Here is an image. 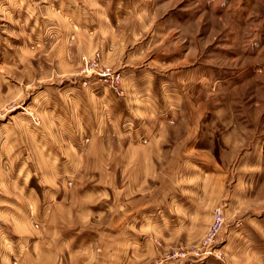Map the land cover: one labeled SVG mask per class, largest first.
Returning a JSON list of instances; mask_svg holds the SVG:
<instances>
[{
    "label": "crops",
    "instance_id": "1",
    "mask_svg": "<svg viewBox=\"0 0 264 264\" xmlns=\"http://www.w3.org/2000/svg\"><path fill=\"white\" fill-rule=\"evenodd\" d=\"M0 8L2 27L15 19L37 24L40 17L37 26L46 30L41 39L29 37V41L42 45L53 64L46 78L36 77L38 83L11 78L0 86L1 93L7 90V95L19 99V105L32 104L41 118L36 124L29 115L17 113L0 122V264H68L62 253L69 241L62 236L67 233L62 227L63 214H69L67 203L90 204L76 209L75 220L84 222L98 199L69 194L67 183L72 181L77 189L84 171L114 170L115 154L123 156L124 165L140 154L136 168L154 173V192L139 201L136 214L130 208L121 211L122 224L107 227L110 237L101 249L76 240L73 264H143L154 258L158 264H182L173 256L164 258L155 239L164 233L203 235L216 207L226 215L237 207V194L227 188L220 145L200 146L204 115H190L184 140L178 138L183 101L178 87L188 86L200 75L205 79V68L177 71L176 76L163 74L156 67L160 56L148 64L146 51L135 44L146 20L109 17L100 0H0ZM131 24L134 31L127 36L120 27ZM96 47L102 50L104 62L123 73L125 96L102 89L99 83L86 86L78 81V52L93 53ZM5 51L0 49L1 68L12 67L23 57V51H10L14 60L3 62ZM25 73L30 76V66ZM113 140L122 144L116 149ZM164 154H169L165 162ZM196 155L205 162L193 160ZM164 186L170 187L169 193ZM164 202H170V210H163ZM132 215L138 217L137 227L131 225ZM258 221L264 224V217ZM242 224L237 219L230 232L241 233ZM82 229L72 230L78 234ZM133 233L139 235L137 239L131 238ZM237 244L231 239L222 250L225 254L233 250L237 257L242 250ZM82 252L88 254L77 259ZM38 259L41 262L36 263ZM221 262L212 258L206 264Z\"/></svg>",
    "mask_w": 264,
    "mask_h": 264
},
{
    "label": "rangeland",
    "instance_id": "2",
    "mask_svg": "<svg viewBox=\"0 0 264 264\" xmlns=\"http://www.w3.org/2000/svg\"><path fill=\"white\" fill-rule=\"evenodd\" d=\"M100 1L105 5L109 17L146 20L140 26L139 42L135 44L146 51L148 64H151L152 58L160 56L156 67L163 74L172 73L176 76L177 71L205 68V79L203 75L196 76V80L188 82V86L184 83L181 84L182 88L178 87L181 92L179 98L183 99L179 111L181 122L178 138L180 142L184 140L190 115H204L205 135L201 138L200 146L213 149L215 144L220 145V160L226 166L227 188L230 194H237V207H232L227 215L224 214L225 226L214 244L208 247L205 242L211 224L203 235L164 233L155 239L159 249H162L163 257L173 256L177 260L181 259L182 264H206L212 258L216 262L222 261L220 264H264V224L258 221V218L264 217V0ZM2 15L0 8V17ZM39 18L37 24L20 23L15 19L12 25H0V49L7 50L3 62L14 60L9 57L10 51H23V57L15 58L19 63L14 62L12 67H0L3 70H0V86L2 81L10 83L11 78L15 81L29 80L32 84L39 82L37 76L46 78V70L53 64L48 62L42 45H34L29 41V37L41 39L46 30L37 26L41 24ZM131 25L120 27L127 36L134 31ZM78 54V81L86 86L99 83L100 88L111 89L119 97L126 95L122 85V94H118L109 82L93 71H86L91 68L93 61H99L100 67L111 68L123 77L120 69L104 62L101 49L96 47L93 53H85L82 49ZM85 58L89 63H86ZM152 64L155 65L154 62ZM29 66L32 73L27 79L25 68ZM6 93L9 92L5 89L2 93L0 91V99L4 102L0 103V122L22 113L40 124L41 118L34 112L32 104L28 105L30 103L27 101L19 105V99ZM113 144L117 149L122 143L113 140ZM137 156H132L131 163L124 162V165L123 156L115 154L114 170L104 167L84 171L82 186L79 185L77 189L72 181L67 183L69 194L89 195L94 198V202L98 199L89 209L92 215L84 222L78 218L75 220L76 209L89 208L90 204L85 201L74 205L67 203L69 214H63L62 221L67 233L62 236H66L69 241L64 244L66 248L62 253L66 255L68 264L76 260V251L72 247L76 240L93 243L95 248L101 249L102 243L110 237L105 233L107 227L113 222L115 226L122 224L121 211L130 208L136 214L139 201L154 192L155 178H151L154 173L138 170L136 160H139L140 154ZM167 157L169 154L163 155V162ZM193 160L205 162L199 155L194 156ZM97 182L96 185L85 184ZM163 189L169 193L170 187L164 186ZM164 203L163 210H170V202ZM133 215L131 225L137 227L138 217ZM239 218L242 219L243 229L235 235L230 232V228H234ZM163 221L164 225L168 224L164 218ZM80 226L83 227L82 231L75 234L72 229H79ZM138 236L137 233L131 234L132 239ZM231 239L233 242L237 240L238 246L241 245L242 250L237 251V257H234L233 250H228L227 254L222 250L226 241ZM53 249L51 251L54 252ZM87 254H77V259H83ZM156 260L154 258L143 264H158Z\"/></svg>",
    "mask_w": 264,
    "mask_h": 264
},
{
    "label": "built area",
    "instance_id": "3",
    "mask_svg": "<svg viewBox=\"0 0 264 264\" xmlns=\"http://www.w3.org/2000/svg\"><path fill=\"white\" fill-rule=\"evenodd\" d=\"M86 63H89V60L86 59ZM88 66V65H87ZM87 72L93 71L95 75L100 77L102 80H105L110 83L112 88L118 93L122 94L121 85H122V75L112 70L111 68H102L100 67L99 61H93L91 68L86 70ZM225 226V216L224 211L221 207H216L213 212V220L209 227V231L206 235L205 242L208 247L215 243L218 235L221 233L222 229ZM211 253V250H209Z\"/></svg>",
    "mask_w": 264,
    "mask_h": 264
}]
</instances>
